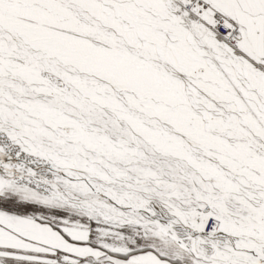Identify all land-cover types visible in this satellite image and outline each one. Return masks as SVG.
<instances>
[{
  "label": "snow or ice",
  "instance_id": "snow-or-ice-1",
  "mask_svg": "<svg viewBox=\"0 0 264 264\" xmlns=\"http://www.w3.org/2000/svg\"><path fill=\"white\" fill-rule=\"evenodd\" d=\"M0 264H264V0H0Z\"/></svg>",
  "mask_w": 264,
  "mask_h": 264
}]
</instances>
